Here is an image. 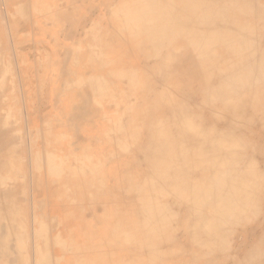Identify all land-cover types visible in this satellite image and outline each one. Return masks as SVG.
<instances>
[{"label":"bare ground","instance_id":"obj_1","mask_svg":"<svg viewBox=\"0 0 264 264\" xmlns=\"http://www.w3.org/2000/svg\"><path fill=\"white\" fill-rule=\"evenodd\" d=\"M33 7L46 17L55 13L52 19L59 15L58 32L63 22L70 25L66 41L82 15L100 12L88 22L77 52L64 53L58 73L47 78L52 98L78 78L81 103L69 119L82 121L94 104L100 122L80 146L67 135L75 138L78 124L67 133L44 122L43 151L30 139L14 149L19 140L11 106L2 103L6 93L0 92V264H30L17 246L30 237V175L22 180L14 174L17 166L35 171V151L43 162L36 189L50 187L56 200L50 226L60 241L51 253L56 262L216 260L225 250V226L243 224L258 206L264 0H36ZM9 50L6 43L0 48V89L8 71L2 65L14 55ZM254 129L256 143L250 139ZM7 179L14 181L11 189Z\"/></svg>","mask_w":264,"mask_h":264},{"label":"rangeland","instance_id":"obj_2","mask_svg":"<svg viewBox=\"0 0 264 264\" xmlns=\"http://www.w3.org/2000/svg\"><path fill=\"white\" fill-rule=\"evenodd\" d=\"M18 1L0 0V48H2L4 43H6L10 47L9 55L11 56L12 52L14 54H12L13 56H11L10 59H5V63L2 65V67L4 66V69H8V71L5 75L7 80L6 84L0 89V92L6 93V99L3 98L2 103L9 105L8 107L11 106V115L9 120L13 126L15 125L14 127L16 128L13 130V134L19 140L13 146V148L16 149L19 143L20 148L22 145H28L27 140L30 139L32 144L36 142V144L39 145V148V143H41L43 151L44 143L41 139L40 128L43 126L44 122V125L48 124V126H51V128L54 127L52 129L55 131L57 127L59 129L61 126H63L67 133L71 132L73 128H75L76 124H78L79 131L77 136L73 138L71 135H67L69 136L70 142H72L74 146H80L83 142L93 136L94 128H96L97 124L100 122L98 109H96L95 105L92 104L88 115H86L82 121H79L74 125V123H72L69 118L71 117L73 108L81 103L80 97H78L75 92H78V90L81 89L83 83H80L78 78L75 82L73 81V84L66 83L64 84V93L58 94L56 98L55 96L52 98L49 92H52V88L54 87L53 84H51V80L49 82L47 81V78H52L58 73L59 62H57V60L62 58L64 53L74 55L77 52L83 41V33L89 26L88 22L91 19L96 18L100 12L94 10L88 15H82L79 18V22L80 20L82 22L78 27L77 32L72 37V40L66 41L65 35L69 31L70 25L63 22L60 26L62 30L61 32H58V27L54 26V23L58 20L59 15L56 14L54 19L50 17L54 16L55 13L49 15L48 17L44 16V14H42L40 11H37L36 8L34 9L35 6L33 7V3H35L36 0ZM2 2H4V4H2ZM3 5L5 9L2 7ZM16 8L17 10H15ZM66 46L69 48L67 51L64 50ZM40 66L42 67V70ZM76 86L78 87V90ZM1 113H4L2 108L0 109V114ZM255 131V129L252 131L253 134L250 138L251 142L253 143L258 142ZM253 146L256 145L253 144ZM35 152L33 155L36 157V162L38 160V162L35 163V167L37 165L35 171L31 172V170H29L31 167L28 165L19 167L17 166L14 174L22 180L27 179L30 175V181H28V184L30 183L29 185L31 187L29 188L31 192L27 193L29 197V208H31L29 211L30 222H32V225L30 226V237L28 235V239H25L26 243L25 241H21L22 245H17H20L19 248L22 246V249L18 248V251L19 253L21 252L20 255L22 257L24 256V258H22L23 260L25 259L24 261H27L29 258L28 261L30 264H43L40 263V261L44 260L43 258L47 259L46 256L48 257L47 254L51 251V258L49 259L51 261L48 262L49 260L47 259L48 263L46 264H60L58 263V260L57 262L55 261L56 258L54 257H56V254H51L54 252L53 249L57 247L59 248L57 245L60 242L58 239V232L53 233V227L50 228V226H53V220L56 219V200L51 192L50 187H47L46 191L36 189L38 180L36 174L42 173L43 162H41L42 160L39 158L41 155L38 156L37 152ZM260 171L261 188L259 194L257 195L258 206L256 209L245 215V221L243 224L231 223L225 226V231L227 233V236L225 237V250L217 256L216 260L211 257L205 259L204 264H216V262L217 264H264V165L260 166ZM31 173H33L32 177ZM13 182L14 181L7 179V181H5L6 184L4 185H6V188L11 189L13 187ZM38 195L40 197H38ZM176 218L178 220L181 219L180 216ZM178 232V236L183 242L187 237V232L184 228H182V226L179 228ZM47 233L49 234L47 235ZM44 234L47 236L45 237ZM30 238L33 239L31 240ZM47 240H50L49 243ZM57 240L58 242H56ZM25 244L27 245L25 246ZM43 248H45L48 253L45 252ZM29 249H33L34 251L35 249L37 250L35 252L32 250V257L31 254L29 255ZM31 258L34 259L32 260ZM58 258H60V256ZM2 262L1 264H3ZM23 264L27 263L25 262Z\"/></svg>","mask_w":264,"mask_h":264}]
</instances>
